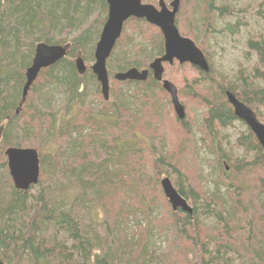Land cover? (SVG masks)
Instances as JSON below:
<instances>
[{"label":"trees","instance_id":"16d2710c","mask_svg":"<svg viewBox=\"0 0 264 264\" xmlns=\"http://www.w3.org/2000/svg\"><path fill=\"white\" fill-rule=\"evenodd\" d=\"M217 1L194 4L189 18L197 31L202 28L209 35L218 17L231 15V10L216 6ZM96 9L107 13V1L0 0V259L4 264H177L180 248L188 247L195 256L192 264H264V149L245 122L237 118L226 96L228 91L234 93L264 123V39L248 41V49L258 60L249 72L240 71L237 78L213 76L211 68L209 72L198 69L201 76L193 80L190 93L196 94L197 106L204 110L197 127L202 129L201 141L211 156L206 163L213 172L205 175L195 156L194 141L187 142L181 155L165 151L153 156V167L171 175L178 192L191 203L193 214L172 209L168 223L158 225L162 232L175 237V250L151 253L149 226L140 230L139 225L131 239L127 233L129 216H145L148 221L151 206L143 214L122 204L118 197L124 185L135 184L137 175L125 172L135 165L128 131L141 121L154 95L149 92L161 83L152 73L145 82L118 81L124 92L113 101L110 94L106 101L100 96L95 74L78 73L75 59L83 57V51L84 60L92 55L94 59L93 39L100 35L97 22L81 24L80 14L87 17ZM197 14L200 17L195 18ZM234 27L238 26L229 25L227 30L234 33ZM58 31L61 38L77 34L70 41L67 56L40 72L20 107L25 72L35 47L39 42L65 44V40H53ZM124 31L116 46L121 38H128L125 27ZM138 35L147 46H155L156 57L164 54L161 34L157 41L144 30ZM133 47L130 54L142 44ZM114 50L108 61L116 63L118 70L113 76L131 67L149 66L136 55L127 59L125 51L115 58ZM92 84L95 91L90 90ZM56 93L61 95L60 106ZM90 99L103 104L104 110L89 111ZM179 121L184 124L186 117ZM235 122L246 126V133H240L232 145L241 151L240 156L227 151L220 138ZM50 139L58 142L55 154L48 162L39 154L41 167L52 169L50 186L40 187L38 183L27 191L16 189L6 149H37L32 147L35 140ZM135 180L143 185L140 177ZM70 181L77 186L71 200L65 193L70 184L64 185ZM99 212L102 219L96 217Z\"/></svg>","mask_w":264,"mask_h":264},{"label":"rangeland","instance_id":"374dc122","mask_svg":"<svg viewBox=\"0 0 264 264\" xmlns=\"http://www.w3.org/2000/svg\"><path fill=\"white\" fill-rule=\"evenodd\" d=\"M144 1L148 3L152 0ZM199 1L205 2L207 5L206 0H181L180 10L176 18L180 31L187 37L193 39L197 46L204 50L209 66L212 69L213 76L222 75L230 79L237 78L240 71L245 70L249 72L256 65L258 59L255 53L248 49L247 43L250 39H264V0H218L215 5L221 8L226 7L228 11L231 10V15H227L224 18L218 17L212 28H210L212 32L209 35L206 33L209 31H205L202 28L197 31L195 28L196 24H193V21L191 18H189L192 8L195 7L194 4H196V2L198 4ZM99 10L96 9L91 15L87 17L83 14H80L82 19L79 21L81 24L84 21H96V27L98 29L97 32L98 34L99 32L101 34L108 14L105 12H98ZM195 16V18L200 17L198 14ZM203 19L201 18V20ZM229 25L238 26L234 27V33L227 30ZM124 27L126 33H128L127 35L129 36L124 40L121 38V43L118 42L114 50L116 51L115 58L117 54H121V51H125L126 54H129L125 56L127 59H132L134 55H136V57L141 58L140 60L142 63H145L148 66L156 58L157 50L155 46H147L144 41L142 42L139 36L140 34L138 35V33H141L142 30H144L150 39L157 41L159 30L156 27L149 25L145 21H138L135 19L129 20ZM190 32L192 34H190ZM76 34L77 33H73L69 36H66V38H61L58 31L54 33L53 40H65V44L62 45L71 44L70 41L76 36ZM99 38L100 35L95 40L93 39V44L95 45L92 48V53H95L96 43L99 41ZM134 44H142V47L137 48L136 53L130 54L132 51L131 49H134V47L132 48ZM80 54H82L83 59L86 57L84 51ZM92 56L88 57L87 60L85 59L86 65L88 67V73L91 71V66L95 63V58L93 59ZM115 65V61L113 63L107 62V68L111 78L110 94L112 101L118 93L124 92V88L122 87L123 85L115 80L112 74V72L115 73V71L118 70ZM200 76L201 75L199 74L198 70H194L190 64H179L177 61L173 65L165 64L164 78L170 80L178 87L179 99L184 105L186 111V122L184 124L180 123L175 112L171 96L163 89L162 85H160L158 88H155L154 90L152 89L149 92L154 95H152L153 98L147 102L148 104L144 108L141 121L135 124L136 126H133V129L128 131L129 137L127 138V141L129 146L132 148L133 156L135 157V165L133 164L131 169H128L125 172L134 175L137 173V175L133 178L135 184L132 187L130 186L132 185V182H130L128 186L124 185L125 189H123V192H120L121 194H119L118 198L120 201H122V204H126V206L129 207H135L139 212L142 211L143 214L144 210L149 209V206H151L152 210H149L152 212L148 217V221L146 220L147 217L145 216H140L138 219L129 216L127 225V233L130 235V239L131 233L136 232L139 225L141 226L140 230L141 228L144 229L149 226L150 230L148 231V246L151 250V253L152 251H156L160 254L163 252L165 253L166 251L170 252L172 248L175 250L176 247L175 241L173 239L175 237H171V235L169 236L168 233L162 232L158 225V223L162 224L165 223V221L168 223L169 212L172 210V207L165 197L161 187V180L164 177H170L173 182V178L171 175L163 172L161 167L158 169L161 172H157L155 167H153L155 157L154 155H159L160 152L164 154L165 151H169L176 155H181L180 150L186 148L187 142L194 141L195 156L197 157L198 163L202 165V170L204 171L205 175H209V173L213 172L212 168L206 163V161L211 159V156L201 141L202 129L197 127V120L204 110L197 106L198 103L196 102L195 98L196 94L192 92L190 93L193 80H197ZM90 90L95 91V84H92V86L90 85ZM54 96L57 97V104L60 106L61 95L56 93ZM100 96L103 97L102 93H100ZM88 104L90 105V107L87 106L89 111L91 109H96L98 112L100 110H104L105 108L103 104H100L97 101H92L91 99ZM64 113L65 111L62 109L61 115H64ZM98 116L96 117L98 118ZM195 118L197 123H195ZM240 133H246V126L240 122H235L234 126L223 131L220 137L223 139V147L227 151H233V154L239 156L241 155V151L234 148L232 145ZM96 136L98 137V135ZM54 141L55 140L52 139L42 142L35 140L32 144V147L33 145L37 146L41 157L44 156L45 161L48 162V157H51L53 154H55L58 148V142ZM40 145L43 147H40ZM191 163L194 165L196 162ZM52 174L51 168L41 167V173L38 182L41 184L40 187L46 188L50 186V183H52L50 182L53 176ZM138 176L141 180H143V185L140 184L139 186L137 184L135 177L139 178ZM216 177L217 176L214 174L213 178ZM53 179L59 181V179L55 176ZM72 183L74 182L70 181L64 183V185L70 184L65 190V193L70 200L73 199L77 194V186L71 185ZM128 187L129 189L132 188L138 190V192H132L128 189ZM55 188L57 190V185ZM34 192L35 191L32 190V193ZM133 193L136 196L138 195V197L135 198ZM99 213L100 214H97L96 217L98 219H102L103 213ZM135 235L137 237V234ZM194 257L195 256L193 252H191L190 248L186 247L183 250L180 248L177 264H192L190 262L194 261Z\"/></svg>","mask_w":264,"mask_h":264},{"label":"water","instance_id":"95a60500","mask_svg":"<svg viewBox=\"0 0 264 264\" xmlns=\"http://www.w3.org/2000/svg\"><path fill=\"white\" fill-rule=\"evenodd\" d=\"M106 1L109 7L108 17L96 45L94 53L95 63L91 66V71L100 83L104 99L106 101L110 99L111 90V79L107 62L122 35L125 22L130 18L145 20L160 28L164 36V54L156 57L149 64L148 68L139 69L131 67L126 71L117 72L114 75V79L119 82H145L150 77V73H152L153 78L158 82H162L164 90L171 96L178 118L184 119L186 111L179 99L178 87L170 80L163 78L165 72L164 64L173 65L175 61H178L179 64L189 63L204 72H209L210 66L203 50L191 38L182 36L178 29L176 16L180 9L181 0H174L171 3V9L166 6L163 0L160 1V9H157L152 4L143 3V0ZM70 47V44L51 45L44 42H39L36 45L32 63L25 72L27 81L23 89V99L20 107L26 101L29 90L38 79L40 72L65 58ZM75 64L80 75H84L87 72L88 67L83 57L79 56L76 58ZM226 96L237 118L246 123L264 149V123L259 120L255 111L240 101L234 93L228 91ZM5 155L7 157L9 173L16 189L27 191L33 185L38 184L41 165L37 149L9 147L6 149ZM161 187L174 211L181 210L193 214V207L178 192L169 177H164L161 180ZM0 264H4L1 259Z\"/></svg>","mask_w":264,"mask_h":264},{"label":"flooded vegetation","instance_id":"af4514ba","mask_svg":"<svg viewBox=\"0 0 264 264\" xmlns=\"http://www.w3.org/2000/svg\"><path fill=\"white\" fill-rule=\"evenodd\" d=\"M144 1V0H143ZM147 1V0H146ZM151 1V0H150ZM160 1L161 0H152L151 2H143V3H145V4H151L152 3V5H154L157 9H160ZM164 2H165V4H166V6L169 8V9H171L172 7H171V3L174 1V0H163ZM154 2H156V3H154ZM181 6V5H180ZM180 10V9H179ZM108 11H109V7H108ZM108 11H107V14H108ZM179 13V12H178ZM177 16H178V14H177ZM177 16H176V18H177ZM107 17H108V15H107ZM107 17H106V20H107ZM132 19H135V18H130L129 20H132ZM129 20H127L126 22H125V24H124V26L126 25V23L129 21ZM135 20H138V21H140L139 19H135ZM142 21V20H141ZM145 21V20H144ZM145 22H147V21H145ZM148 23V22H147ZM149 25H152V24H150V23H148ZM176 24H177V20H176ZM153 27H156V26H154V25H152ZM178 26V25H177ZM158 30H159V33H158V37H160V34L162 35V38H163V40H164V36H163V34H162V32H161V30H160V28H158V27H156ZM179 29V28H178ZM123 31H124V28H123ZM180 31V30H179ZM180 33H181V31H180ZM122 35H123V32H122ZM121 35V36H122ZM181 35L182 36H185V37H187L186 35H184V34H182L181 33ZM188 38H190V37H188ZM193 40V39H192ZM191 65V64H190ZM192 66V68L195 70V69H199V68H197V67H195V66H193V65H191ZM149 67V66H148ZM200 70V69H199ZM202 71V70H201ZM164 74H165V72H164ZM153 77V76H152ZM163 78H164V76H163ZM165 79V78H164ZM161 83V85H162V82H160ZM162 87H163V85H162ZM164 89V88H163ZM166 91V90H165ZM167 92V91H166ZM246 124V123H245ZM248 127V126H247Z\"/></svg>","mask_w":264,"mask_h":264},{"label":"bare ground","instance_id":"6f19581e","mask_svg":"<svg viewBox=\"0 0 264 264\" xmlns=\"http://www.w3.org/2000/svg\"><path fill=\"white\" fill-rule=\"evenodd\" d=\"M144 2V1H143ZM152 4V3H151ZM96 16V15H95ZM136 19V18H135ZM147 23V22H146ZM119 41V40H118ZM25 105V104H24ZM190 113V112H189ZM7 148V147H6ZM8 177V176H7ZM170 178V177H169Z\"/></svg>","mask_w":264,"mask_h":264}]
</instances>
